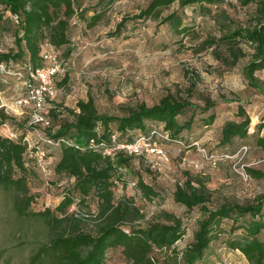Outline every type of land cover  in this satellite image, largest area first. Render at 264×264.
<instances>
[{"label":"trees","instance_id":"trees-1","mask_svg":"<svg viewBox=\"0 0 264 264\" xmlns=\"http://www.w3.org/2000/svg\"><path fill=\"white\" fill-rule=\"evenodd\" d=\"M80 1L0 0V6L15 22V49L0 52V64L23 61L17 74L22 73L20 79L23 82L28 79L30 71L43 64L41 52L45 44L56 50L70 44L71 19L79 17L91 27L101 18L98 12L86 19L87 10L81 7ZM114 1L106 2L112 4ZM225 1H235L242 7L254 5L252 21L247 26L226 31L220 39L209 43L215 44L219 40L226 45L228 57L222 60L229 66L243 56L242 49L237 47L239 42L251 45L253 51L242 67V74L249 87L262 92L263 81L256 72L264 71V0H150L139 13L121 19L115 30H120L125 18L145 21L175 3L181 9L198 6L205 11ZM161 22H167L181 32L188 30L181 15L175 12L162 17ZM67 81L66 74L58 83L55 82L57 89ZM215 105L211 99H205L203 106H197L188 99L167 96L151 106L140 103L126 107L122 115H114L100 113L91 94L86 100H79L74 108L54 105L47 111L48 124L43 125L41 131L43 137L54 144L39 142L59 150L54 173L71 179L72 183L63 191L60 203L53 210L31 209L34 196L28 187V177L36 160L26 159L30 148L27 140L0 135V192L11 196L12 211L18 225L15 235H26L30 245L29 254L18 264H105L108 250L116 248L130 264H207L202 259L226 230L222 229L225 220L232 223L224 244L231 250H238L248 264H264V192L246 203L223 202L213 206L207 179L200 173L186 171L184 180L175 185L172 196L176 203L186 208L187 214L197 210L199 217L192 241L182 249L177 246L186 233L182 217L160 211L155 217L145 220L133 198L117 199L115 196L117 184H127L124 175L132 169V160L146 155H131L121 149L104 155L102 145L113 148L118 144L132 143L141 136H150L156 128L168 134L169 140L165 142L184 141L181 134L191 128L194 115L183 122L179 116L188 108L206 113ZM237 116L239 120H228L223 124L219 141L222 146L249 136L251 119L241 103ZM8 119L14 120L0 107V120L6 122ZM214 120L215 115L210 113L207 125ZM36 125L40 124L31 125V128ZM256 127L260 132L264 122ZM91 140L95 141V147L90 145ZM255 143L264 149V134H257ZM191 144H185V147H191ZM34 148L37 152L41 150L38 142ZM246 171L254 178H264V173L259 170L247 168ZM131 183H135L134 188L146 201L160 195L140 176ZM93 201L96 202L95 211L90 205ZM73 205L79 206L77 213L68 212ZM31 222L42 224L46 230L43 238H39L38 233L32 234V227L26 225ZM20 242L25 243L24 240Z\"/></svg>","mask_w":264,"mask_h":264},{"label":"rangeland","instance_id":"rangeland-1","mask_svg":"<svg viewBox=\"0 0 264 264\" xmlns=\"http://www.w3.org/2000/svg\"><path fill=\"white\" fill-rule=\"evenodd\" d=\"M81 0L87 10L85 18L100 13L101 18L89 27L83 19L75 17L70 21V44L56 50L67 61L68 81L59 87L54 98L46 104L48 111L54 105L74 108L79 100H86L91 94L100 113L122 115L126 107L140 103L147 106L158 103L163 97L188 99L197 106H203L205 99L216 105L208 112L188 108L180 116L181 122L194 115L191 128L182 132L181 139L186 145L198 142L207 150L222 157L213 166L196 149L183 147L177 142H163L167 159L156 155L144 158L135 157L131 170L125 172L127 184L119 182L114 188L117 199L131 197L140 207L145 220L166 211L182 217L186 233L178 241L182 249L193 239L196 229L197 210L187 214L184 206L176 203L172 193L175 185L184 180V173L202 174L212 193V205L223 202L246 203L264 192V178L250 176L245 180L234 168H252L264 173V149L255 143L257 134L263 135L264 128L257 132L256 125L264 122V90L259 92L248 86L242 74V67L250 58L252 47L239 42L237 47L243 56L234 65H226L223 58L228 57L226 45L222 42L210 44L220 39L226 31L251 23L255 6H240L235 1H225L203 11L198 6L179 8L175 3L145 21L125 18L119 31L116 26L124 17H130L146 7L150 0ZM175 12L181 15L186 32L174 29L169 23L161 22L162 17ZM0 52L15 49L13 30L15 22L8 11L0 6ZM45 47V45L43 46ZM23 61L0 64V107L5 115L14 120H0V135L14 140L26 139L29 143L28 161L36 160L30 167L28 187L34 200L33 211L46 208L55 209L62 199V193L71 186L72 180L54 173V165L60 152L42 145L38 134L43 125L31 128V107L19 104L25 97L26 87L17 75ZM263 81L264 71L256 72ZM57 78L55 82H59ZM239 103L250 116L249 136L235 139L232 144L222 146L221 128L228 120H239ZM210 113L215 115L212 124L206 120ZM54 122L53 119H51ZM19 124V125H17ZM153 126L161 127L154 124ZM37 130V132H36ZM38 142L40 151L34 145ZM244 147L246 149L244 150ZM228 155V156H226ZM141 177L146 183L159 191V197L146 201L131 186ZM96 210V202L90 203ZM79 206L73 205L68 212H78ZM231 220L222 223L224 233L211 245L202 262L207 264H248L247 259L238 251L224 244ZM32 234L39 238L46 235L42 224L31 222ZM17 222L12 211L9 194L0 192V264L21 263L29 254V239L26 235H15ZM25 241L21 243L20 241ZM158 253V252H156ZM105 264H130L119 248L107 252Z\"/></svg>","mask_w":264,"mask_h":264},{"label":"built area","instance_id":"built-area-1","mask_svg":"<svg viewBox=\"0 0 264 264\" xmlns=\"http://www.w3.org/2000/svg\"><path fill=\"white\" fill-rule=\"evenodd\" d=\"M41 57L43 60L42 66L36 68L34 71H30V76L24 81V85L27 89V94L25 97L21 98L18 103L23 105H28L31 107L30 123L47 125L48 120L46 118V104L47 102L54 98L57 94V87L55 81L57 78L64 77L67 73V61L59 56L58 52L49 44H45L41 52ZM19 78H22V73L17 74ZM37 132V130H36ZM38 134L39 140H42L48 144L53 145L54 143L43 137V134ZM115 138L113 137V140ZM169 140V136L166 132L161 129H153L150 136H141L136 141L132 143L118 144L113 148L103 147L104 155H111L115 150H124L127 154L131 155H156L167 159V151L162 145V141ZM181 146L185 147L184 141H176ZM59 144V143H55ZM91 146H96L94 140L90 141ZM191 146L196 147V149L205 157V159L211 165L215 166L218 164L222 157L211 154L204 146H201L198 142H193ZM246 147H244V150ZM228 156V155H226ZM233 168L245 179H249L250 176L246 169L243 167ZM134 186L135 183H131Z\"/></svg>","mask_w":264,"mask_h":264}]
</instances>
